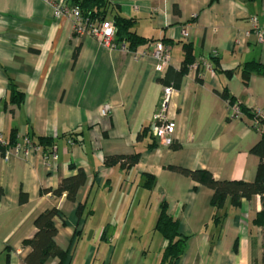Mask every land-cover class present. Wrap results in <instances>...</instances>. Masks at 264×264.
Returning a JSON list of instances; mask_svg holds the SVG:
<instances>
[{
  "label": "crops",
  "instance_id": "0c3cea01",
  "mask_svg": "<svg viewBox=\"0 0 264 264\" xmlns=\"http://www.w3.org/2000/svg\"><path fill=\"white\" fill-rule=\"evenodd\" d=\"M109 1L135 19L145 43L127 52L115 36L118 46L109 48L74 35L69 20L54 16L57 3L73 0H0V132L7 142L14 133L20 144L0 147V264H27L31 247L24 241L37 230L35 217L51 208L58 211L57 232L43 264H167L168 242L155 229L161 202L187 236L175 264H264L263 229L253 222L264 205L260 195L238 205L227 196L215 210L211 188L169 168L255 179L259 157L251 148L264 135V123L254 124L264 118V43L250 17L264 28V0ZM157 43L170 54L159 70ZM185 43L194 61L178 77ZM247 62L262 71L244 82ZM10 81L23 92L19 105L10 101ZM166 85L175 90L168 116L177 147L152 134ZM223 91L255 115H234ZM31 135L53 139L57 159L50 166L39 146L25 142ZM134 154L132 165L105 163L107 156ZM80 168L86 180L74 200L46 191ZM215 212L223 214L218 224Z\"/></svg>",
  "mask_w": 264,
  "mask_h": 264
},
{
  "label": "trees",
  "instance_id": "16d2710c",
  "mask_svg": "<svg viewBox=\"0 0 264 264\" xmlns=\"http://www.w3.org/2000/svg\"><path fill=\"white\" fill-rule=\"evenodd\" d=\"M74 5H77L81 11L92 17L99 19L107 18L110 15L111 20L115 26L116 41L125 42L129 48H135L139 44L145 43L146 39L139 36L134 31L135 19L122 15L119 9L114 10V5L109 0H73ZM109 18V17H108ZM76 55V52L75 54ZM213 59V58H211ZM194 56L192 54V46L189 43L184 44L183 60L178 70L177 75L181 77L189 70V66L193 63ZM214 62V60H213ZM262 67L255 62H247L242 68L243 81L246 82L251 72H261ZM199 79V78H198ZM10 84V101L16 104H21L23 100V92L19 91L13 82ZM223 97L229 103L235 104L242 112L253 117L254 113L248 111L243 105L238 104L233 96L227 91H223ZM259 122L264 123V118H259ZM14 133L8 145L15 144ZM29 138L32 143L39 146L46 154H51L54 150V143L51 137L31 135ZM172 147H177L171 144ZM1 147V146H0ZM5 150L6 147H1ZM251 152L257 154L259 163L257 166L256 177L253 181L243 180H219L215 179L213 175L206 169H187L177 166H170L169 168L179 171L182 174L191 177L193 180L205 185L213 190L210 203L215 210H219L223 206V202L227 196L231 198L234 205H238L242 198L251 199L254 195H260L264 203V135L251 148ZM138 154L134 155H113L105 158V163H115L118 161H125L128 164H135L138 160ZM86 174L83 169H78L76 174L61 179L58 186L54 189H49L53 195L61 196L66 194L70 200L75 199L78 189L85 183ZM153 182L151 175L147 176L145 185L150 188ZM24 198V197H23ZM81 205L78 206L80 211ZM58 214L55 208L47 209L39 213L34 219L36 226L35 234L24 241L25 244L31 247V252L26 256L27 264H43L50 255V246L53 243V238L57 232L53 219ZM222 215L215 212L213 220L216 224L219 223ZM253 222L263 229V248H264V205L263 208L256 214ZM155 229L158 230L167 240V246L163 251L162 260L167 264H175L184 252L187 236L181 234L179 231V223L169 214L168 205L161 202L159 206L158 215L155 222Z\"/></svg>",
  "mask_w": 264,
  "mask_h": 264
},
{
  "label": "built area",
  "instance_id": "2783aa9c",
  "mask_svg": "<svg viewBox=\"0 0 264 264\" xmlns=\"http://www.w3.org/2000/svg\"><path fill=\"white\" fill-rule=\"evenodd\" d=\"M54 16L56 18L65 17L69 20L71 24V29L74 35L81 36L88 34L96 38L101 44L109 48L117 47V43L114 41L115 26L111 19L109 18H96L90 15L84 14L77 5H68L65 2L57 3L54 7ZM251 29L255 33L258 42L264 43V28L258 25L256 17H250ZM182 32L186 34V29ZM121 49L130 52L128 46L125 42L120 43ZM153 53L161 59V65L157 66V70L169 60V51L164 45L157 43L153 48ZM146 52L134 55L135 57H143ZM205 66L211 69L210 62H205ZM196 67V64L193 65ZM175 90L172 85H166L162 89V94L159 102V107L157 108L153 119H152V134L160 143L164 145H171L174 141V131H175V121L168 116V105L174 94ZM233 114L240 116L242 111L234 104H231ZM111 106L105 103L100 109L101 115H107L110 111ZM258 119L255 118L254 124L257 125ZM26 143H31L29 137H25ZM7 140L4 138L3 134L0 132V146L7 148ZM68 143L72 144V139L68 140ZM15 146L19 148L20 144L16 143ZM44 163L50 166L51 161L57 159L55 150L51 154L43 153Z\"/></svg>",
  "mask_w": 264,
  "mask_h": 264
},
{
  "label": "water",
  "instance_id": "95a60500",
  "mask_svg": "<svg viewBox=\"0 0 264 264\" xmlns=\"http://www.w3.org/2000/svg\"><path fill=\"white\" fill-rule=\"evenodd\" d=\"M152 129H153V125H152Z\"/></svg>",
  "mask_w": 264,
  "mask_h": 264
}]
</instances>
